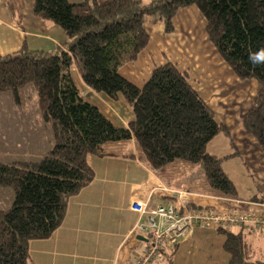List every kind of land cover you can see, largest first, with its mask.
<instances>
[{
  "label": "trees",
  "instance_id": "trees-1",
  "mask_svg": "<svg viewBox=\"0 0 264 264\" xmlns=\"http://www.w3.org/2000/svg\"><path fill=\"white\" fill-rule=\"evenodd\" d=\"M195 7L206 21L209 41L242 81L259 91L245 119V130L264 152V0H34L37 18L60 27L70 39L66 50L0 56V93L32 85L42 120L51 128L53 148L37 162L0 163V187L14 193L12 206L0 210V264H33L29 244L49 238L63 223L69 201L94 179L88 163L107 143L135 139L143 159L158 171L176 161L201 164L208 185L235 198L237 189L207 152L227 129L192 87L186 74L168 63L156 68L143 87L120 74L148 46L145 19L161 21L166 33L181 9ZM76 67L92 91L132 108L128 128L114 126L86 102L72 77ZM226 238L228 264H264L250 233L219 228Z\"/></svg>",
  "mask_w": 264,
  "mask_h": 264
},
{
  "label": "crops",
  "instance_id": "crops-1",
  "mask_svg": "<svg viewBox=\"0 0 264 264\" xmlns=\"http://www.w3.org/2000/svg\"><path fill=\"white\" fill-rule=\"evenodd\" d=\"M33 7L34 0H0V56L23 50L43 53L66 50V44L70 43L66 33L54 23L37 18ZM196 10L181 9L173 19L172 33L165 32L161 21L147 17L145 28L150 42L136 61L120 68V74L137 87H143L156 68L168 63L186 74L214 112L217 123L228 131L216 136L208 146L219 136L227 138L234 147L228 156L247 160L257 194L252 196L251 192L246 198L223 196L213 191L207 181L197 185L193 172V180L187 176L190 167L186 164L192 163L175 162L155 171L145 163L135 139L107 143L100 155L88 158L94 179L70 199L61 226L49 238L30 242L33 264H131L137 254L145 252L152 237L134 230L136 224L146 221L147 215L135 213L130 205L134 201L147 202L148 210H153L159 205L176 203L164 189L187 193L192 209L264 212V152L245 130V119L255 105L259 84L236 77L209 41L206 21ZM72 77L86 102L97 107L114 126L128 128L133 119L132 108L121 96L114 101L92 91L75 66ZM15 104L20 110L21 98ZM36 104L38 107L37 98ZM18 112L0 115L5 122L2 125L12 132V149L0 159L1 164L30 162L29 158L37 157L39 146L52 149L54 145V137L42 116L38 119L39 113L36 114L39 132L33 140L32 136L21 140L19 134L28 126L32 128L33 123L28 124L26 115ZM46 152L43 149L39 153L43 157ZM2 190L6 189H0L5 192V197L0 196V210H7L12 206L14 193ZM249 239L257 251L264 252V235L251 234ZM225 241L217 228L197 226L174 248L164 247L152 264H228L230 256L224 248Z\"/></svg>",
  "mask_w": 264,
  "mask_h": 264
},
{
  "label": "built area",
  "instance_id": "built-area-1",
  "mask_svg": "<svg viewBox=\"0 0 264 264\" xmlns=\"http://www.w3.org/2000/svg\"><path fill=\"white\" fill-rule=\"evenodd\" d=\"M165 192L171 194L176 203L159 205L148 210V203L134 201L130 208L139 215H147L144 222L135 225L134 230L150 234V245L143 254H137L131 264H152L164 247L174 248L194 227L241 230L257 235H264V212L259 210H216L211 208L192 209L187 193L180 191Z\"/></svg>",
  "mask_w": 264,
  "mask_h": 264
},
{
  "label": "rangeland",
  "instance_id": "rangeland-1",
  "mask_svg": "<svg viewBox=\"0 0 264 264\" xmlns=\"http://www.w3.org/2000/svg\"><path fill=\"white\" fill-rule=\"evenodd\" d=\"M152 1L153 0H142V3L148 5ZM246 81L255 82L257 84V81L255 80H246ZM19 97L21 98V101H22V104L19 106L20 110L16 108V104H15L16 100L12 92L8 91V92L0 93V115L7 113V112L14 113L16 111H19L18 113L22 115H26V118L28 119L27 123L28 124L30 122L33 123L32 128L28 126V129L26 131H22L20 134H19V131L17 130V134L22 135L21 140H24L25 138L29 139L31 138V136H32L31 139L33 140V138L36 136V133L39 132L38 128H36V123H37L36 114L39 113L38 119H39V116H41L40 108L39 106L37 107V104H36L37 95H36V92L33 86L30 84L22 88L19 92ZM2 124H5V122L3 119L2 120L0 119V159H2L3 156H5L10 149H12L11 148L12 140L10 136L12 135V132H8L6 127H4ZM48 129H49V134L53 136V132L51 128L48 127ZM44 132L47 133V130L44 129ZM51 148H53V145ZM37 149H38L37 157L29 158L30 162H37V161L42 160L44 156L49 152L48 150H51L49 146H46V147L43 146L42 148L39 146ZM43 149H46L47 152L44 154L43 157H41L42 153H39V152H41ZM232 149H234V147L231 146L230 141L224 136L217 137L211 143V145L208 146V152L212 155L215 154L216 156H218L219 159H221L222 161L221 166H222L223 171L226 173V175L233 182V184L235 185L237 189L236 197L246 198L247 195H249L251 192H252V196H254L257 194V192H256V189L253 183V178L248 170L249 165L247 164L246 166L247 160L245 158H243L242 161L240 159L230 158L228 154H229V151ZM22 150H24V148ZM35 154L33 156H35ZM176 162L177 163H187L184 161H176ZM186 165L190 167L188 168L190 172L187 173V176L192 180H193L192 177L194 176L195 181H197V185H199L200 182L205 183L207 181L204 168L201 164H186ZM191 172H193V176L191 175ZM184 176H186V174H184ZM0 189H6L2 191H11L13 193L12 189L10 188L0 187ZM4 195H5V192H0L1 197H5ZM239 230L240 229L238 227H233L232 231L234 233H238Z\"/></svg>",
  "mask_w": 264,
  "mask_h": 264
}]
</instances>
